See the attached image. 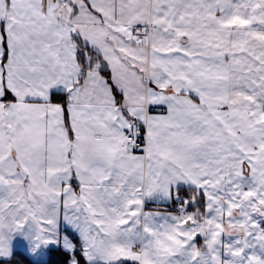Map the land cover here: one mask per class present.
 Instances as JSON below:
<instances>
[{"label": "snow or ice", "instance_id": "1", "mask_svg": "<svg viewBox=\"0 0 264 264\" xmlns=\"http://www.w3.org/2000/svg\"><path fill=\"white\" fill-rule=\"evenodd\" d=\"M0 264H264V0H0Z\"/></svg>", "mask_w": 264, "mask_h": 264}]
</instances>
